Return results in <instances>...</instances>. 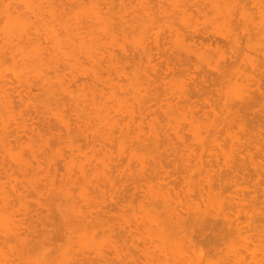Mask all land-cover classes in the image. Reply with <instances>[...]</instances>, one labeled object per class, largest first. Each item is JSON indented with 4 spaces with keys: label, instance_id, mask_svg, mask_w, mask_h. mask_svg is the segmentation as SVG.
<instances>
[{
    "label": "rangeland",
    "instance_id": "rangeland-1",
    "mask_svg": "<svg viewBox=\"0 0 264 264\" xmlns=\"http://www.w3.org/2000/svg\"><path fill=\"white\" fill-rule=\"evenodd\" d=\"M263 13L264 0H0V212L21 237L0 227V257L264 264ZM207 182L218 197L198 192ZM150 183L158 197L190 186L196 203H155Z\"/></svg>",
    "mask_w": 264,
    "mask_h": 264
},
{
    "label": "bare ground",
    "instance_id": "bare-ground-1",
    "mask_svg": "<svg viewBox=\"0 0 264 264\" xmlns=\"http://www.w3.org/2000/svg\"><path fill=\"white\" fill-rule=\"evenodd\" d=\"M263 14H264V13H263ZM263 14H262V15H263ZM262 17H263V16H262ZM204 34H205V33H204ZM207 34H208V33H207ZM207 36H208V35H207ZM210 37H211V36H210ZM202 38H203V37H202ZM203 39H205V38H203ZM208 39H209V38H208ZM234 41H236V40H234ZM33 44H34V43H33ZM33 44H32V45H33ZM35 44H37V43H35ZM198 44H199V43H198ZM201 44H202V43H201ZM209 44H210V43H209ZM28 45H30V44H28ZM32 45L29 46V47H28L27 45H25V46H26V48L28 47V48H30V50H31V49L33 50V48L35 47V45H34V47H32ZM25 46H24V47H25ZM37 46H38V44H37ZM37 46H36L35 48H37ZM203 46H204V45H203ZM208 46H209V45H208ZM24 47H23V48H24ZM201 47H202V46H201ZM209 47H210V46H209ZM23 48H22V49H23ZM26 48H25V49H26ZM28 48H27V49H28ZM35 48H34V50H33V54L36 56L40 51H39V49H38V51H37ZM38 48H39V47H38ZM203 48H204V47H203ZM27 49H26V50H27ZM28 50H29V49H28ZM30 50H29V51H30ZM32 50L30 51V53H26V56H27L26 58H24V55H25V54H23V58L27 60L28 58L31 57L30 59H32L34 62H36V60H35V58H34L35 56L31 53ZM35 50L38 52L37 54L34 53V52H36ZM40 50H41V49H40ZM23 51L25 52V50H22V52H23ZM41 52H42V50H41ZM30 54H32V55L30 56ZM39 54H40V53H39ZM39 54L37 55V58L40 57V56H42L41 54H40V56H39ZM28 56H29V57H28ZM32 56H34V57H32ZM33 58H34V59H33ZM38 59L41 60L42 58L40 57V58H38ZM32 60H31V62L34 63ZM40 60H39V61H40ZM29 61H30V60H29ZM29 61H28V62H29ZM39 61H38V62H39ZM32 63H29V64L31 65ZM36 63H37V62H36ZM36 63H34V65H35ZM39 63H40V62H39ZM24 64H25V63H24ZM27 64H28V63H27ZM25 65H26V64H25ZM26 66H27V65H26ZM28 66H29V65H28ZM28 66H27V67H28ZM31 66H32V65H31ZM25 68H26V67H25ZM92 76H93V75H92ZM98 76H99V75H98ZM248 76H249V74H248ZM95 77H96V76L94 75V78H95ZM99 77L101 78V76H99ZM101 79H102V78H101ZM96 80H97V79H96ZM99 80H100V79H99ZM99 80H98V81H99ZM101 83H102V82H101ZM95 85H96V83H95ZM94 87H95V86H93V88H94ZM94 90H96V87H95ZM94 90L92 89V91H94ZM101 111H103V110L101 109ZM103 112H104V111H103ZM65 124L67 125L66 122H65ZM0 140H1V139H0ZM2 140H3V139H2ZM227 160H229V159H228V156H227ZM143 161H144L143 157L140 156V157H139V162H140V164H142ZM229 161H230V160H229ZM22 165H23V164H22ZM22 165H21V167H22L21 169L26 168V167H23ZM226 166H227V163H226ZM228 167H230V166L228 165ZM260 167H262V166H259V168H260ZM263 167H264V166H263ZM263 167H262V169H263ZM260 169H261V168H260ZM26 170H27V169H26ZM26 170H25V171H26ZM31 170H32V169H31ZM263 170H264V169H263ZM25 171L23 170V173H24V174L26 173ZM80 171H81V173H83V170H80ZM27 172H28V170H27ZM23 173H22V175H23ZM26 180L28 181L27 178H26ZM32 184H33V183H32ZM242 184H243V183L237 181V183H235V186H238L239 188H241V190H244V189H245V188H243V185H244V184H243V185H242ZM0 187H1L0 190L3 191L4 189L2 188V186H0ZM199 187H200V188H199V191L197 190L198 192L204 193L205 195H208V196H216V197H218V196H217V193L215 192V188L213 187V183H211V182H207L205 186H199ZM238 187H237V188H238ZM263 188H264V187H263ZM2 191H1V194L3 193ZM147 192H148V194H150L152 197H154L153 201H154L155 203H159V204H161V205H163V206H169V205H170V202H171V203L174 202V204H175L176 202H178V203L180 204V207H181V206H183V207L185 206V208H186V206L188 207V206L191 205L192 203H196V201H194V199H193V197H192L193 194H195V193L193 192V189H192V187H190V186H189V187L187 188V190H186V193H185L186 196H185V198H182L181 195H180V196H181V197H180V196H179V193L177 194V192H174V195H173L174 197H173V196L170 197V194H169L168 191H165L164 193H161V196L158 197V196H159V194H158V190H157V188H156L154 185H152V183H150V184L147 185ZM2 195H3V194H2ZM179 197H180V198H179ZM183 197H184V195H183ZM186 198H187V199H186ZM183 199H184V200H183ZM169 201H170V202H169ZM178 203H177V204H178ZM6 205H7V204H6ZM183 207H182V208H183ZM2 208H3V206H2ZM4 208H5V205H4ZM0 210H1V208H0ZM0 213H1V212H0ZM7 217H8V218H7ZM9 218H10V217H9L8 215H2V213L0 214V227H1V229H5L6 232H4V230H2V231L4 232L6 238L9 237V236H7V235H9L10 233L12 234V232H9V231H11V230L13 231L14 229H16V226L18 225V223L16 224V222H15V224H14V222H11V221H12L11 218H10L11 220H8ZM81 218H82V217H81ZM81 218H80V220H81ZM78 219H79V217H78ZM69 220H70V219H69ZM7 221H8V222L10 221L11 224H12L14 227H13L11 224H7ZM72 221H73V220H72ZM82 221H83V218H82L81 222H79V220H78V221L75 220L74 222L79 223L80 225H82V226H80V225H79V226H80V227H83V224H82L83 222H82ZM10 222H9V223H10ZM8 225H9V227H8ZM74 225H76V224L74 223ZM74 225H73V227H74ZM18 226H19V225H18ZM10 227H12V228H10ZM73 227H71V228H73ZM77 227H78V226H77ZM8 228H10V230H7ZM13 228H14V229H13ZM17 228H18V227H17ZM69 228H70V226H69ZM71 228H70V229H71ZM235 228H236V227H235ZM81 229H82V228H81ZM77 230L79 231L80 229H77ZM7 231H8V232H7ZM16 231H17V229H16ZM71 231H72V230H71ZM14 232H15V230H14ZM14 232H13V234H15ZM79 232H81V231H79ZM82 232H83V230H82ZM7 233H9V234H7ZM72 233H73V231H72ZM74 233H76V231H74ZM6 234H7V235H6ZM11 234H10V237L13 236V235H11ZM16 234H17V235H16ZM16 234H15V235H16V238H17V236H18V240H19V238H21V237L18 235V233H16ZM81 234H82V233H81ZM81 234H80V233H79V234L77 233V234H75V235H76V236L78 235L77 237H78V238L80 237V238L77 239V240H78L79 242L82 241V243H83V236H81ZM79 235H80V236H79ZM82 235H83V234H82ZM76 236H75V237H76ZM14 237H15V236H13V239H12V240H16ZM11 238H12V237H11ZM23 239H24V238H23ZM23 239H21V241H19V244H20V245L23 243ZM18 240H16V241H18ZM24 240H25V239H24ZM8 242H10V240H9ZM20 242H21V243H20ZM79 242H78V243H79ZM6 244H7V242H6ZM17 244H18V243H16V247H17ZM79 244H80V243H79ZM14 245H15V244H14ZM14 245H12L13 248L15 247ZM23 245H24V247H25V244H22V247H23ZM26 245H27V243H26ZM80 245H82V244H80ZM12 246H11V247H12ZM9 247H10V246H9ZM11 247L9 248L10 250L12 249ZM16 247H15V249H16ZM20 247H21V246H20ZM20 247L18 246L17 249H19ZM24 247H23V248H24ZM26 247H27V246H26ZM30 247H31V246H30ZM30 247H29V248H30ZM79 247H80V246H79ZM81 247H82V246H81ZM23 248H21V249H22L23 252H24L25 249H27V248H25V249H23ZM29 248H28V249H29ZM21 249H20L19 252H17V254H18V253L20 254V252H22ZM28 249H27V250H28ZM31 249H32V247H31ZM0 250H1L0 252L3 253V248H1ZM12 250H13V249H12ZM12 250H11V252H12ZM27 250H26V251H27ZM29 250H30V249H29ZM195 250H196V249L194 248V251H195ZM13 251H18V250H13ZM185 251H186V250H185ZM185 251L180 250V249L177 250L178 254H180V255H182V253L185 254V253H184ZM194 251H193V252H194ZM4 252H6V251H4ZM23 252H22V253H23ZM28 252H29V251H28ZM31 252H32V251H31ZM31 252H30V253H31ZM195 252H196V251H195ZM2 253H1V255L6 256V257L8 256L7 254L4 255L5 253H4V254H2ZM24 253H26V252H24ZM33 253H34V251H33ZM17 254H14V255L17 256ZM19 254H18V255H19ZM196 254H197V252H196ZM196 254H195V255H196ZM20 255H22V257H21V256H19V257H20V258H23V259L25 260V262H26V259H25L23 256H27V257H26L27 260H28L29 258H31L30 261H29V260L27 261L29 264H30V262H31L32 264H34V263H35V264H41V262H39L38 259H37L38 261L36 260V256H37V255H35V258H34V257H29V255L31 256V254H28V253H27L26 255H23V254H20ZM63 255L66 256V254H64V253H63ZM33 256H34V255H33ZM39 256H41V254H39ZM44 256H45V255H44ZM6 257H5V258H6ZM8 257H9V256H8ZM8 257H7V259H5L4 257H0V258H3V259L5 260V261L3 260L2 262H1V260H0V264H3L4 262H5L6 264H7V263L9 264V262H10V264H11L12 260H11L10 257H9L10 259H9ZM41 258H42V256H41ZM8 259L11 260V261L8 262ZM23 259H21V260H23ZM32 259H33V260H32ZM39 259H40V257H39ZM6 260H7V262H6ZM19 260H20V259H19ZM21 260H20V261H21ZM24 260H23L22 262H24ZM40 260H42V259H40ZM44 260H46V259H43V261H44ZM75 260H76V258H75ZM34 261H35V262H34ZM67 261H68V259H67ZM65 262H66V261H65ZM5 263H4V264H5ZM28 263H27V264H28ZM42 263H43V262H42ZM46 263L49 264L48 261H47ZM46 263H44V264H46ZM79 263H80V262H79ZM79 263H77V264H79ZM12 264H14V263H12ZM23 264H25V263H23Z\"/></svg>",
    "mask_w": 264,
    "mask_h": 264
}]
</instances>
